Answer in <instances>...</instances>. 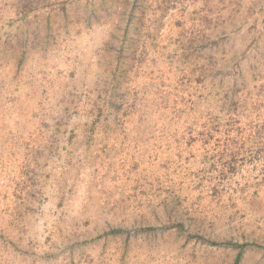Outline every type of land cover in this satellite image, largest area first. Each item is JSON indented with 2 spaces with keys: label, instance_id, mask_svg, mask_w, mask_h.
Instances as JSON below:
<instances>
[{
  "label": "rangeland",
  "instance_id": "1",
  "mask_svg": "<svg viewBox=\"0 0 264 264\" xmlns=\"http://www.w3.org/2000/svg\"><path fill=\"white\" fill-rule=\"evenodd\" d=\"M91 65L100 91L123 82L130 96L163 98L158 112L178 115L179 160L163 166L156 225L108 234L111 249L84 240L53 264H264V230L250 224L264 203L234 196L250 183L209 177L182 153L188 98L264 96V0H0V120L15 115L29 87L42 130L54 85Z\"/></svg>",
  "mask_w": 264,
  "mask_h": 264
},
{
  "label": "crops",
  "instance_id": "2",
  "mask_svg": "<svg viewBox=\"0 0 264 264\" xmlns=\"http://www.w3.org/2000/svg\"><path fill=\"white\" fill-rule=\"evenodd\" d=\"M75 70L73 80L52 88L42 130L29 87L16 97L15 115L0 120V264H53L59 250L87 239L111 249L115 236L108 234L161 219L163 166L179 160L178 115L158 112L161 97L128 95L123 82L115 83L120 91L110 82L100 91L97 67ZM188 101L187 167L248 182L251 191L236 192L235 200L264 203V96ZM250 224L264 230V214Z\"/></svg>",
  "mask_w": 264,
  "mask_h": 264
},
{
  "label": "bare ground",
  "instance_id": "3",
  "mask_svg": "<svg viewBox=\"0 0 264 264\" xmlns=\"http://www.w3.org/2000/svg\"><path fill=\"white\" fill-rule=\"evenodd\" d=\"M122 210H123V208H122ZM133 210V209H132ZM5 219V218H4ZM6 221V220H5ZM8 221V220H7Z\"/></svg>",
  "mask_w": 264,
  "mask_h": 264
}]
</instances>
